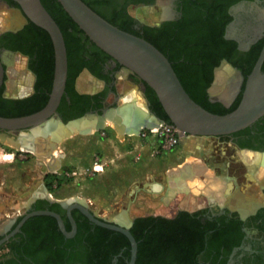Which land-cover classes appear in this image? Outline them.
<instances>
[{
	"label": "flooded vegetation",
	"instance_id": "flooded-vegetation-1",
	"mask_svg": "<svg viewBox=\"0 0 264 264\" xmlns=\"http://www.w3.org/2000/svg\"><path fill=\"white\" fill-rule=\"evenodd\" d=\"M158 1L109 0V5L97 6L96 9L107 17L120 13L124 19L127 14L132 16L129 12L131 7L152 6ZM171 1V12L166 11V18L160 23L150 25L132 16L135 19L132 23L133 31L144 35L146 27L158 29L155 31L156 34L163 32L169 38L157 42L158 46L170 57L175 55L184 61L189 57L198 56L199 45L190 37L194 30L203 23L207 25L211 23V26L213 23L217 27H223L224 42L221 43L223 50L218 51L215 59H202L200 64L198 63V68H193V71L205 77L199 94L205 105L207 102L220 103L226 108H231L239 98L243 97L245 83L237 90L233 100L229 101V105H226L219 98L224 92L222 87L220 94L212 93L216 69L223 61H226L236 69L237 74L244 77L246 82L245 71L250 68L254 50L260 46L262 49L264 47V36H262L248 50L242 48V42L247 43V40L252 38L251 32H248L245 39L226 38L229 26L238 18L237 13H234L232 9L243 2H259V5H263L264 0H237L233 4H228V0H221L223 3L219 8L220 11L215 10L213 15H211V9L216 7L215 3L220 0ZM0 6L10 11L20 8L19 4L13 0H0ZM6 17L3 19L11 23L20 22L19 15L10 13ZM30 22L27 21L18 31L0 32V61L5 69L4 83L0 89V117L28 116L23 114L26 113L32 101H23L34 96L38 75L42 77L41 61L38 56L43 44H38L34 40V33L40 34V30L32 31ZM247 22L245 20V23ZM73 29L75 28L71 31ZM78 36L80 42L77 43L73 59V73L84 67L81 74L88 73L100 87L94 92L83 93L79 91L77 82L74 86L71 83L69 88L65 89L57 110L64 123L85 116L87 113L101 114L106 108L117 106L119 98L124 94L119 91L121 80L138 87L146 97V87L142 80L134 74H129L126 79L122 78L121 75L125 74V71L121 64L103 54L87 36L81 33ZM211 54V51H208L206 55ZM220 54L225 57H222L217 65ZM11 55L25 58L27 70L35 79L31 92L29 87L23 93L27 95H22L19 89L16 96L6 94L7 61ZM234 62L237 66H234ZM211 78L213 79L211 85L205 88V84L209 83ZM51 92L48 93L49 99ZM83 95L90 98L82 97ZM109 98L113 99L112 103H108ZM209 108L216 109L213 106ZM83 111L82 116H75ZM1 133H7V131L0 129ZM17 134L19 132L14 133V135ZM9 137L13 136L9 135ZM217 138L234 145L239 151L251 149L257 152H248L264 155V117L243 131ZM241 167L245 168L242 164ZM249 171L250 175L248 172L242 176L249 175L254 181L252 179L232 180L234 185L223 188L226 193L225 201L223 200L222 203L220 202L222 200L209 196L208 198L207 195L202 194L203 197L198 198L199 203L196 209L192 211L177 210L168 216L150 215L146 217H152L155 220L147 222H138L139 217L135 218L130 232L138 244L136 264H138L139 255H141L140 264H153L151 252L154 246L153 231L157 228L168 231L166 250L183 249L197 253L195 260H186L185 264H264V181L257 180L261 176L259 169L255 172L250 169ZM36 188L37 186L34 191ZM3 189L5 186H0V264H129L132 246L124 234L96 225L78 209L72 208L71 205H62L60 200L47 197L50 196L47 193L38 196L31 194L26 199L25 205L24 200H14L11 207L10 199L1 196L7 194ZM10 209H13L11 213H9ZM36 212L57 214L68 233L72 234L75 231L73 236L67 237L62 232L56 217L30 216ZM74 224L76 230H74ZM171 237L177 238V241L171 242ZM126 241L128 244L124 243ZM165 260L168 264L170 261L171 264L174 263L169 254H166Z\"/></svg>",
	"mask_w": 264,
	"mask_h": 264
},
{
	"label": "rangeland",
	"instance_id": "rangeland-1",
	"mask_svg": "<svg viewBox=\"0 0 264 264\" xmlns=\"http://www.w3.org/2000/svg\"><path fill=\"white\" fill-rule=\"evenodd\" d=\"M171 8V0H159L152 6L131 7L129 12L137 20L153 25L165 19V12H171ZM10 13L20 16L18 12L0 6V32L23 25L22 19L18 24L10 21L8 24H1L2 19L7 18ZM263 13L264 4L247 3L237 12L242 24L238 26L236 33L245 39L248 36L245 20L253 21L254 17ZM7 62L6 94L16 96L19 89L22 95H27L23 93L29 87L31 92L35 79L27 70L26 59L11 55ZM223 69L230 70L228 67ZM220 82L223 84L217 82L218 85L215 86L219 88L216 95L220 94L222 87L224 92L219 98L229 105L245 79L240 74L231 73ZM77 87L80 92L87 93L98 90L100 85L85 72L77 80ZM138 90V87L120 81L119 91L128 94L126 97L133 92L138 93ZM112 102L113 99L109 98L108 103ZM50 139L39 141L43 146L40 153L19 149L12 143L0 140V186H5L3 190L7 193L1 196L10 199L11 207L14 200H24L25 205L31 194H42L37 192L40 188L60 201L77 198L106 220L118 222L125 217V221H130L142 216H168L177 210L196 209L198 198L203 197L202 195L179 193L167 199L170 172L174 173L182 165L189 169L191 163L201 164L202 170L211 174V178L218 177L229 187L234 185L232 180H253L249 176L251 172L247 165L237 159L236 151L239 150L217 137L191 136L173 151L162 155L153 154L149 143L121 134L111 123L86 135L71 133L66 139L53 143L54 147L48 146L51 145ZM8 153L14 155L12 161L5 158ZM203 171L200 182H206L209 178ZM248 172L247 177L242 176ZM188 175L189 173L186 174L187 177ZM157 185L162 188L160 193L154 189ZM12 211L10 209L9 213Z\"/></svg>",
	"mask_w": 264,
	"mask_h": 264
},
{
	"label": "water",
	"instance_id": "water-1",
	"mask_svg": "<svg viewBox=\"0 0 264 264\" xmlns=\"http://www.w3.org/2000/svg\"><path fill=\"white\" fill-rule=\"evenodd\" d=\"M20 8L14 10L20 14L23 25L11 31H18L27 21H31L39 28L45 30L53 43L55 53V71L52 92L47 105L40 111L18 118L0 117V129L7 133L0 134V140L9 138V135L16 141L18 136L15 132L31 133L37 127L43 126L46 122L55 119L72 134H84L83 128L86 122L99 121L109 122L115 125L125 126V135H139L143 129H153L161 124H166L150 109V103L143 91L138 90L144 99L147 114L137 108L135 102H124L126 94L119 98L117 106L106 108L101 114L87 113L85 116L64 123L58 115L57 110L61 103L66 89L68 78V54L63 33L43 6L41 0H13ZM64 11L85 33V35L102 51L109 55L124 67L127 78L129 74L136 75L146 83L157 95L164 111L170 118L172 125L180 130L186 137H221L232 135L243 131L264 117V47L255 64L251 74L245 82V90L239 106L232 112L224 115L214 114L196 103L187 93L176 74L169 59L153 44L147 40L119 29L105 18L90 8L83 0H58ZM247 3L243 2L232 11L237 13ZM256 5L259 2L255 3ZM264 15V13H263ZM23 22V21H22ZM242 24L238 17L228 29L227 39L243 36L236 33L238 26ZM247 34L251 32L247 43L242 42V48L248 50L262 36H264V17H254L253 21L247 22ZM230 68L231 73H236L231 65L223 61L217 72L223 67ZM5 69L0 61V89L4 83ZM137 88V87H136ZM82 130V131H81ZM101 130V129H100ZM257 152L251 149H242ZM62 205H71L81 211L91 222L98 226L114 230L124 234L130 241L132 249L129 264H136L138 244L130 232L135 219H130L128 224H121L117 221H106L101 219L95 212L77 198H71L60 202ZM33 215H50L56 217L60 222L62 232L67 237L72 234L65 230L64 224L57 214L51 212H36ZM74 230L76 225L74 224Z\"/></svg>",
	"mask_w": 264,
	"mask_h": 264
},
{
	"label": "trees",
	"instance_id": "trees-1",
	"mask_svg": "<svg viewBox=\"0 0 264 264\" xmlns=\"http://www.w3.org/2000/svg\"><path fill=\"white\" fill-rule=\"evenodd\" d=\"M90 8H92L95 12H97L99 15H101L103 18H105L108 22L113 24L114 26L118 27L121 30H124L128 33L134 34L138 37H141L151 44H153L155 47H157L171 62L176 74L178 75L182 85L184 86L185 90L189 94V96L199 105H201L204 109L208 110L211 113L214 114H220L224 115L229 112L234 111L240 104L242 98H239L238 101L231 107L226 108L222 104L217 103L213 104L210 102H207V105L204 104L203 101H201V97L199 96L200 92L202 91V88H200L201 85H204V79L205 77L194 73L193 68H198V63L203 59H215L216 54L218 51L220 52L222 49L221 43L224 42L223 40V27H217L212 23L209 25L203 23L198 27L196 30L193 31L191 34V38L195 40L198 45V56L196 57H189L182 61L180 57L169 56L167 53H165V50L160 48L158 46L157 42H162L164 40H168L169 38L162 32L160 34H156L155 31H158L156 28L146 27L144 35H139V33H135L133 31L132 23L134 22V18L127 14L125 18L123 19L121 14L117 13L112 15L111 17H107L104 13L99 12L96 8L97 6H105L109 5V0H83ZM228 4H233L237 0H228ZM43 6L46 8V10L49 12V14L53 17V19L56 21L58 26L60 27L65 43L67 48V54H68V79H67V85L66 88L68 89L70 84L72 83L73 86L76 84L78 77L83 71L84 67H81L76 73H73V59L75 52L77 50V43L79 44L80 37L78 36L79 33L85 35V33L78 27V25L69 17V15L64 11L63 7L59 3L58 0H41ZM221 3H223L221 0L217 1L215 3L216 7H212V14L215 12V10H219L220 7H222ZM221 5V6H220ZM220 11V10H219ZM30 22V21H29ZM214 22V21H212ZM30 25L33 29L40 30L39 33H34V40L40 44L42 43V49L39 52V59L41 61V74L42 77L40 78L38 75V82L36 85V93L33 97L24 100L23 102H31V105H29L28 110L23 115H30L33 113H36L40 110H42L49 101V94L52 90L53 86V80H54V71H55V53H54V47L52 40L49 36V34L44 31L43 29H40L36 25H34L32 22H30ZM224 26V25H223ZM72 28H75L72 30ZM21 34V32H19ZM86 36V35H85ZM88 38V37H87ZM16 48H14L15 50ZM17 50V49H16ZM101 50V49H100ZM208 51H211V55L207 56L206 54ZM262 46H260L257 50H254L252 55V61L250 68L245 71V77H247L251 74L253 71L255 64L261 54ZM103 54H105L107 57H110L107 55L104 51L101 50ZM204 55L203 57H201ZM200 56V57H199ZM206 56V57H205ZM222 57H225L224 55L220 54V58L217 59V65L219 64V61ZM200 64V63H199ZM234 66H237V64L234 62ZM264 71V66H263ZM41 76V75H40ZM72 81V82H71ZM213 79L211 78L209 83L205 84V88H208ZM146 87V98L150 102V109L156 114L158 118L165 121L166 124L172 125V122L166 112L164 111L161 103L159 102L157 95L155 92L145 83ZM204 91V89H203ZM82 97L90 98L87 95H83ZM215 107L216 109H212L209 107ZM84 114V111L75 115L76 117H80ZM149 220H155V218H147V217H139L137 218L138 222H147ZM163 220V219H161ZM133 231V230H131ZM168 231H163V228H157L155 231H153V250L151 251L153 254V264H168L166 263L165 257L166 254H169L173 264H185L186 260H195V253L194 251H187L183 249H172V250H166L165 245L168 243L167 240ZM171 242H176L177 238L171 237ZM126 244V242H124ZM142 251L140 252V254ZM141 255H139L138 264H140ZM171 264V261L170 263Z\"/></svg>",
	"mask_w": 264,
	"mask_h": 264
},
{
	"label": "bare ground",
	"instance_id": "bare-ground-1",
	"mask_svg": "<svg viewBox=\"0 0 264 264\" xmlns=\"http://www.w3.org/2000/svg\"><path fill=\"white\" fill-rule=\"evenodd\" d=\"M261 15L262 17H264L263 14H260V16ZM19 19L21 22L20 16H19ZM1 23L5 25V24H8L9 21L2 19ZM14 24H18V22ZM221 69L217 72L216 82H219V83H221L220 81L225 79L226 76H229L231 74V71L229 69H226V70L225 69L221 70ZM124 73L125 74L121 75L122 78L126 76V72ZM216 84L218 85V83ZM215 86L213 87V89L215 88ZM213 89H212V93L217 94L218 92L217 90L219 89L218 86L217 88H215L214 92H213ZM138 93L133 92L130 96L125 97L123 100L124 102H135L137 108H139L144 114H147V109L144 103V99L141 97L140 93L139 94ZM108 123L109 122H99V121L98 122L97 121L86 122L83 128L84 134L82 135L92 133L94 130H100L104 128ZM115 126L117 128V131H119L121 134L126 133L125 126H120V125H115ZM73 131L77 132L76 129H74ZM19 134L20 136L16 135L19 137L18 141H15L14 139L10 137L7 139H3L2 141H4L5 143H12L16 145L19 149H28L36 153H40L41 151H43V146L39 144V141L41 139L51 138L50 139L51 142H49L51 143V145L48 144V146L54 147L53 143L56 144L62 141L63 139H66L67 137L71 135V132L68 131L62 125H60L58 121L53 119L51 121L46 122L43 126L33 129L31 133L29 134H26L24 132H21ZM251 152H248V150H243L241 152L236 151L237 159H240L242 163L244 162L252 172L253 171L255 172L259 169V173L261 174V176L258 177L257 180L264 181V155L258 154V153L255 154ZM13 156L14 155L11 153L5 154V158L9 161H12ZM184 166L186 167V165ZM184 166L182 165L180 168H177L174 173L172 171H171L172 173L170 172V176L167 180V185H169V195L167 196L168 197L167 199H170L179 193H193L195 195H202V194L207 195L209 197H213V199L216 198L219 201L222 200L220 201L221 203L223 202V200L225 199V193H226L225 190L223 191V188L227 187L228 185L225 186L224 182L218 179L217 176H216L217 178H213V177L211 178L210 177L211 174H209L208 172H204L202 170L203 168H201L202 167L201 164L191 163L189 165L190 170L186 169ZM201 170L204 172V175L207 173L208 174L207 176H209L206 182H200V178H201L200 174L202 173ZM188 173H189L188 177L190 178L186 176V174ZM206 178L207 177H205V179ZM154 189L155 191H157V193H160L162 191V188L159 185L155 186ZM37 192H42V194L44 195L46 193L45 189H40V188ZM47 197H50V196H47ZM118 222L125 225V224H128L130 221L129 220L125 221V217H124V219H121Z\"/></svg>",
	"mask_w": 264,
	"mask_h": 264
},
{
	"label": "built area",
	"instance_id": "built-area-1",
	"mask_svg": "<svg viewBox=\"0 0 264 264\" xmlns=\"http://www.w3.org/2000/svg\"><path fill=\"white\" fill-rule=\"evenodd\" d=\"M130 137L149 143L155 155L167 154L189 138L169 124H161L153 129H143L139 135ZM136 158H139V156Z\"/></svg>",
	"mask_w": 264,
	"mask_h": 264
},
{
	"label": "crops",
	"instance_id": "crops-1",
	"mask_svg": "<svg viewBox=\"0 0 264 264\" xmlns=\"http://www.w3.org/2000/svg\"><path fill=\"white\" fill-rule=\"evenodd\" d=\"M150 145V144H149ZM149 147V146H148ZM150 149V148H149ZM142 217H144V216H142Z\"/></svg>",
	"mask_w": 264,
	"mask_h": 264
}]
</instances>
